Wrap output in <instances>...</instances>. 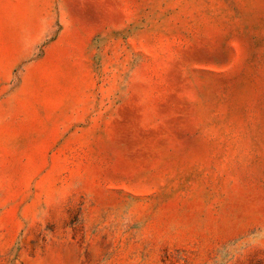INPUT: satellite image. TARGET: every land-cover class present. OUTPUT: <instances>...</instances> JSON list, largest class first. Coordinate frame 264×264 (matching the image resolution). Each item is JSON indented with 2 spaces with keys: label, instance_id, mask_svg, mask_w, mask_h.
Returning <instances> with one entry per match:
<instances>
[{
  "label": "rangeland",
  "instance_id": "obj_1",
  "mask_svg": "<svg viewBox=\"0 0 264 264\" xmlns=\"http://www.w3.org/2000/svg\"><path fill=\"white\" fill-rule=\"evenodd\" d=\"M0 264H264V0H0Z\"/></svg>",
  "mask_w": 264,
  "mask_h": 264
}]
</instances>
